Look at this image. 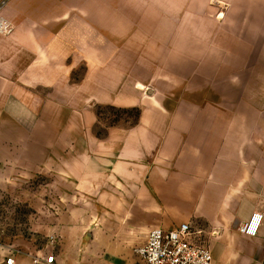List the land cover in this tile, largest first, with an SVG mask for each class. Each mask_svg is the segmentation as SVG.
I'll list each match as a JSON object with an SVG mask.
<instances>
[{
    "label": "crops",
    "instance_id": "crops-1",
    "mask_svg": "<svg viewBox=\"0 0 264 264\" xmlns=\"http://www.w3.org/2000/svg\"><path fill=\"white\" fill-rule=\"evenodd\" d=\"M0 14L13 28L0 34V151L50 111L93 125L97 106L136 110L100 141L101 163L71 166L82 213L125 234L189 224L213 264H264V60L222 81L207 52L222 16L264 28V0H0ZM254 214L252 238L239 226Z\"/></svg>",
    "mask_w": 264,
    "mask_h": 264
},
{
    "label": "rangeland",
    "instance_id": "rangeland-1",
    "mask_svg": "<svg viewBox=\"0 0 264 264\" xmlns=\"http://www.w3.org/2000/svg\"><path fill=\"white\" fill-rule=\"evenodd\" d=\"M262 26L229 23L223 16L215 23L214 47L207 52L215 50L216 61L221 55L223 71L216 74L222 81L230 78V64L245 63L248 58L250 64L258 65L264 60V37L256 34ZM252 73L258 83L261 73ZM206 74L214 79L213 72ZM238 79H245V72H238ZM253 90L255 97L260 95L261 87ZM94 110L98 118L93 125L82 119L70 121L67 112H47L44 119L30 120L28 137L21 141L12 137L13 149L0 151V264L9 257L15 264H32L35 259L46 264L50 257L55 264H145L134 253L144 243L145 233L120 232L111 215H84L70 182L74 164L101 163L100 141L109 128L131 127L138 115L136 110L109 106Z\"/></svg>",
    "mask_w": 264,
    "mask_h": 264
},
{
    "label": "built area",
    "instance_id": "built-area-1",
    "mask_svg": "<svg viewBox=\"0 0 264 264\" xmlns=\"http://www.w3.org/2000/svg\"><path fill=\"white\" fill-rule=\"evenodd\" d=\"M12 25L0 14V34L12 32ZM263 220L262 214H254L251 220L242 223L239 231L247 237H256ZM195 232L189 224H181L173 230L153 227L142 245L134 249V253L145 264H213V257L208 246L194 242ZM9 257L6 264H14ZM40 259H35L37 264ZM46 264H55L52 257L45 259Z\"/></svg>",
    "mask_w": 264,
    "mask_h": 264
}]
</instances>
